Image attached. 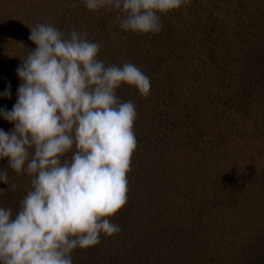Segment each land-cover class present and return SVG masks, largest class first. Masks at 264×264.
<instances>
[{
  "label": "rangeland",
  "instance_id": "1",
  "mask_svg": "<svg viewBox=\"0 0 264 264\" xmlns=\"http://www.w3.org/2000/svg\"><path fill=\"white\" fill-rule=\"evenodd\" d=\"M116 15L83 0H0V109L16 103L37 23L86 31L98 59L150 78L147 96L117 90L138 114L127 203L110 218L121 231L75 249L73 264H264V0H188L155 34L123 31ZM0 169V207L15 214L30 177L6 159Z\"/></svg>",
  "mask_w": 264,
  "mask_h": 264
},
{
  "label": "clouds",
  "instance_id": "2",
  "mask_svg": "<svg viewBox=\"0 0 264 264\" xmlns=\"http://www.w3.org/2000/svg\"><path fill=\"white\" fill-rule=\"evenodd\" d=\"M187 2L83 0L90 11L116 12L120 28L138 34L160 32L161 17ZM29 40L36 47L16 69V103L0 109L14 125L0 129V160L27 174L30 188L15 214L0 207V264H73L75 249L121 231L110 218L127 203L138 114L117 90L128 85L147 96L150 78L134 63L98 59L102 43L86 31L65 35L51 23H37ZM3 95L11 97L10 86ZM0 182L8 184L7 169H0Z\"/></svg>",
  "mask_w": 264,
  "mask_h": 264
}]
</instances>
